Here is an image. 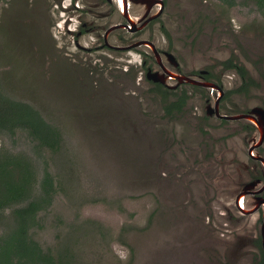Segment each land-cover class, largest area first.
<instances>
[{"label": "rangeland", "instance_id": "rangeland-1", "mask_svg": "<svg viewBox=\"0 0 264 264\" xmlns=\"http://www.w3.org/2000/svg\"><path fill=\"white\" fill-rule=\"evenodd\" d=\"M165 2L150 13L130 1L123 13L116 0H0L2 84L63 139L50 152L17 131L0 136V151L47 161L56 192L32 231L43 247L68 238L78 264H253L249 219L229 202L255 131L243 119L208 115L217 93L207 88L180 86L190 97L166 116L140 68L151 50L120 47L145 40L172 52L182 73L204 69L226 90L239 84L221 64L233 55L257 85L230 94L219 112L264 107V8L256 0ZM128 12L143 26L128 23ZM151 70L163 74L156 62Z\"/></svg>", "mask_w": 264, "mask_h": 264}, {"label": "trees", "instance_id": "trees-1", "mask_svg": "<svg viewBox=\"0 0 264 264\" xmlns=\"http://www.w3.org/2000/svg\"><path fill=\"white\" fill-rule=\"evenodd\" d=\"M256 2L264 8V0ZM227 63L228 69L238 67L244 80L238 89L246 91L254 84L245 66H238L233 59ZM152 84L150 91L163 100L174 95L165 86ZM175 97L176 101L164 106L166 115L172 116L174 109L180 111L186 102L185 95ZM17 131L25 132L40 150L56 152L63 141L58 126L37 106L10 95L0 78V136L11 137ZM55 192L54 177L41 154L27 157L0 151V264H78L68 238L66 246L43 247L32 231L39 225V213L51 206Z\"/></svg>", "mask_w": 264, "mask_h": 264}, {"label": "flooded vegetation", "instance_id": "flooded-vegetation-1", "mask_svg": "<svg viewBox=\"0 0 264 264\" xmlns=\"http://www.w3.org/2000/svg\"><path fill=\"white\" fill-rule=\"evenodd\" d=\"M117 1L119 2L120 11H121V7H123L125 12L126 9L125 1L116 0V2ZM130 1L134 3L135 2H141L143 4L147 3L148 5L146 11L150 13L151 10L149 9L151 5L152 6H154V4L158 5V7L160 6L161 9L163 5L166 4L165 0H163L162 5L160 4L161 0H159L158 2L156 0H134V1L127 0V2L129 3ZM157 12L158 11H156L153 15L152 14L151 15L154 16L155 14H157ZM127 14H128L127 17L125 18H127L126 21L128 23H130L128 19H131L135 27L141 25V23L138 22V20H136L135 18L133 19L131 17L129 12ZM162 29L165 33L166 30L163 27ZM166 35L168 36V34ZM139 41H144V43L139 46H147L151 50L149 55L147 53L144 54V52L142 53L143 59L141 62L142 65L141 68L142 71H144V68H146V70L144 71L145 80L151 83L152 86H153L152 82L159 83L165 86L166 88L172 90L174 94L172 96H175V94L179 95V97L185 95L187 97L186 102L190 96L188 92L180 89V86L188 85L195 91H203V92L207 88L211 90V92L217 93L213 100V106L209 105V107H207L206 112L208 115L214 114L216 117L220 118L222 122H229L231 119L240 123L241 121L240 119H243L244 120L243 127L249 132L255 131L254 135L251 137L247 149V158L249 162L247 165H241V169L238 171L237 174V179H236L237 184H239L242 187L232 197L231 202H229V205H231L235 209V211L238 214L237 217L239 219L244 217L245 218L247 217L249 219L248 232H250L251 229L253 230V233L251 231V239L249 242V244H251L252 246L251 259L253 264H264V107L257 106L249 111H243L237 114H228V113L221 114L218 110L220 107V102L226 99L228 96H230V94L232 93L247 94L248 92H250L253 86L257 85V82L254 80V78L251 76L250 72L248 71L247 67L245 66L250 77H252L254 84H252L253 86L251 85L250 87H248L246 91H244L243 89H238L244 82L239 72L237 71L238 67L228 69L226 68V66L228 65L227 62L230 59H233L234 62L238 64V66H242L243 64L239 62L235 56L232 55L227 59L223 60L221 64L224 70L234 72V75H236L239 80V84L235 88L226 90L222 86L219 79H215L216 82L212 80L215 77H213L210 72L208 73V71L201 69L192 73V74H196L197 76H190V74H184L180 70H178L177 66L179 65V62L172 52L168 50H157L154 46L150 45L148 42L146 43L145 40H139ZM154 49L158 52V58L156 57V55H154ZM167 53H170L173 56V61L169 60ZM162 57H165L166 62L170 66H172L173 69H171L170 67L164 64ZM154 62L158 64L160 70L163 73L158 75L161 77L165 75L167 77V80H172L175 82V86H169L165 82H159V81L154 82L146 77V73L148 72V70H151V64ZM151 71L158 73V71H154V70ZM187 78L192 80L193 82L187 81L186 80ZM179 89H180V94H178ZM160 100L162 102V107L164 111V106L170 101H176L177 98L175 97L174 99H170L166 101L160 98ZM184 106H182V109ZM182 109L180 111L174 109L172 116L175 115V113L181 112ZM210 109L212 111L211 114L209 113ZM166 116L170 117V115H166ZM247 177L248 179L246 180Z\"/></svg>", "mask_w": 264, "mask_h": 264}, {"label": "water", "instance_id": "water-1", "mask_svg": "<svg viewBox=\"0 0 264 264\" xmlns=\"http://www.w3.org/2000/svg\"><path fill=\"white\" fill-rule=\"evenodd\" d=\"M123 1H125V3H126V9H125V12H124V8L123 7H121V12H123V13H126L127 11H128V9H127V0H123ZM134 1V0H133ZM161 5H162V3H160ZM159 12H160V10L157 12V14H155L154 16H152V17H150V18H148V19H152V18H154L155 16H157L158 14H159ZM125 16L127 17V15L125 14ZM128 21L131 23V24H133V22L131 21V19H128ZM121 25L120 24H118V25H114V26H111L110 28H108L107 30H106V32H105V34L107 35L109 32H111L113 29H115V28H119ZM143 25H141V27H142ZM144 43V41H138V42H135L134 44H132V45H129V46H125V47H120L121 49H131L132 47H135V46H139V45H141V44H143ZM168 55V58H169V60L170 61H173V56L170 54V53H167ZM154 55H156V57L158 58V52L154 49ZM146 77L149 79V80H152V81H154V82H157V81H159V82H163V80H162V77L161 76H159L158 75V73L157 72H152L151 70H148V72L146 73ZM187 81H192V80H190V79H186ZM193 82V81H192ZM209 113L211 114L212 113V111H211V109L209 110Z\"/></svg>", "mask_w": 264, "mask_h": 264}]
</instances>
